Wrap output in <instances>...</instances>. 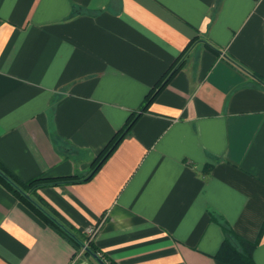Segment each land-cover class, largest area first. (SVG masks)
Returning a JSON list of instances; mask_svg holds the SVG:
<instances>
[{
  "label": "crops",
  "instance_id": "crops-1",
  "mask_svg": "<svg viewBox=\"0 0 264 264\" xmlns=\"http://www.w3.org/2000/svg\"><path fill=\"white\" fill-rule=\"evenodd\" d=\"M178 61V62H177ZM176 63L148 107L146 94ZM115 264H224L264 220V0H0V163ZM264 264V228L253 250ZM0 264H98L0 183Z\"/></svg>",
  "mask_w": 264,
  "mask_h": 264
},
{
  "label": "trees",
  "instance_id": "trees-1",
  "mask_svg": "<svg viewBox=\"0 0 264 264\" xmlns=\"http://www.w3.org/2000/svg\"><path fill=\"white\" fill-rule=\"evenodd\" d=\"M178 62V61H177ZM176 68V63L171 65L169 69L160 77L155 87L151 89L144 97L140 107V110H144L151 103L157 88L164 85L166 77L172 73ZM176 70V69H175ZM137 112H133L122 127L114 134L109 143L104 147V149L99 153L97 159L92 164L91 173L85 176L73 175L66 177H42L37 176L30 178L28 180H20L13 173H11L7 168H5L0 163V170L5 173L13 182H15L25 193L29 196L43 209L49 212L55 219H57L64 228L75 235L81 242H84L88 249L93 253L97 254L106 264H115L109 260L93 243V239H89L85 233H80L67 219H65L55 208H53L48 202H46L39 194L38 189L46 185H60L68 183L86 182L96 170L101 166L104 160L110 155V153L116 148L118 143L128 133L131 128ZM0 183L7 188L15 197L24 204L31 212L38 216L44 223L49 227L57 231L63 238L71 242L77 250H82V247L63 229L57 226L52 220H50L34 203L29 201L24 195H22L16 188H14L10 183L0 176ZM225 237L221 246L215 255L216 260L224 264H255L253 261V250L260 241L261 233L264 228V220L261 224V229L257 238L254 241L246 240L238 235H236L230 227L221 223ZM84 254L90 255L88 252L83 251Z\"/></svg>",
  "mask_w": 264,
  "mask_h": 264
},
{
  "label": "water",
  "instance_id": "water-1",
  "mask_svg": "<svg viewBox=\"0 0 264 264\" xmlns=\"http://www.w3.org/2000/svg\"><path fill=\"white\" fill-rule=\"evenodd\" d=\"M138 114H136V117ZM0 176L5 179L8 183H10L14 188H16L22 195H24L29 201L34 203L50 220H52L57 226H59L61 229L65 230L83 249V251L88 252L98 264H106L97 254L90 251L87 247V245L84 242H81L75 235L67 231L64 226L55 219L49 212H47L45 209H43L41 206H39L30 196L29 194L25 193L15 182H13L5 173H3L0 170Z\"/></svg>",
  "mask_w": 264,
  "mask_h": 264
},
{
  "label": "built area",
  "instance_id": "built-area-1",
  "mask_svg": "<svg viewBox=\"0 0 264 264\" xmlns=\"http://www.w3.org/2000/svg\"><path fill=\"white\" fill-rule=\"evenodd\" d=\"M97 230H98V226L93 225V226L87 227L84 230V233L88 236L89 239H92L95 236Z\"/></svg>",
  "mask_w": 264,
  "mask_h": 264
}]
</instances>
